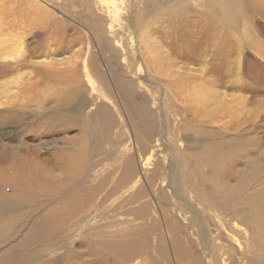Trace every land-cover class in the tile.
<instances>
[{
  "label": "rangeland",
  "instance_id": "obj_1",
  "mask_svg": "<svg viewBox=\"0 0 264 264\" xmlns=\"http://www.w3.org/2000/svg\"><path fill=\"white\" fill-rule=\"evenodd\" d=\"M221 2L0 0V165L35 159L68 197L9 212L0 174V264H121L123 241L127 264H264V0ZM77 149L70 185L56 156ZM84 187L88 217L51 233Z\"/></svg>",
  "mask_w": 264,
  "mask_h": 264
},
{
  "label": "bare ground",
  "instance_id": "obj_2",
  "mask_svg": "<svg viewBox=\"0 0 264 264\" xmlns=\"http://www.w3.org/2000/svg\"><path fill=\"white\" fill-rule=\"evenodd\" d=\"M230 4L233 5L232 4V0H229V1L228 0H226V1L224 0V2H221L219 4V6H222L224 11L227 12L228 9H229V5ZM25 7H26V5H25ZM38 10H39V8H38ZM13 12H15V11H13ZM222 19H223V17H222ZM224 22H225V20H224ZM231 23H230V25L232 26ZM217 55H219V52H218ZM55 78L56 77L51 78L50 76H47L46 80L51 82V80L52 79L55 80ZM82 155H83V152H80L77 149L76 151L73 150V152L70 153L71 158H68L67 155H65L63 153H59L56 156V163L60 167L61 175L65 176L67 178L68 183L70 185H74V183L76 181L77 182L78 181H84L86 183L88 182V180H86V178L84 176V172H80V169H79V168L83 169V167L79 164V161H82V158H81ZM4 157H8L9 158V163L7 165H5V166L4 165H0V174L1 175L2 174H7L8 172H6V171H12L11 172V174H12L11 179L13 181H15L19 185L18 187H16V192H15L14 195H12L11 201L8 200V201H6L7 202L6 204H3V206L7 205V209L9 210V212L10 211L16 212V209L19 208L18 206L20 205L21 201L29 202V203L32 202L34 204V205L32 204V206L41 207V206H44L42 204V202H47V200H50L53 197H62V196L67 197L66 194L63 195L61 193V187H60L61 181H59V178L54 177L50 173L48 174V172L46 173L44 166L41 165L40 162L35 161V159H30V158H29L30 159L29 160L28 157H25V156L16 155L12 150L10 152H6ZM77 158L79 160L78 162H77ZM27 160H28V162H30L29 164H27L28 162L26 163ZM76 164H78V165H76ZM103 185H102L101 188H103ZM71 191H74V189L71 190ZM75 191H76V194L79 191H82V192H81V194L79 196L80 198L79 197L78 198L74 197L73 203L76 204L75 208L77 210V212H76V214H74V216H72L70 213H67L69 204L68 203L65 204V201H64V200H66L65 197L62 198L64 203H62L63 205L60 208L54 206V207H52V209H50V211L47 214H44L42 216L43 220L45 222H47V224L49 223L48 225L50 227L49 230H50L51 233H54V232H56L58 230H64L66 228V226L69 224V221L76 219L75 217L76 216L78 217L79 215H81V213H83L85 218L88 217L87 216L88 213H89L88 210H86V209L83 210L84 208L82 209V206L84 205V207H85V205H89L90 206V205L93 204V194L97 190H96V188H93V189H91L89 191H86V189L84 187V188H82L80 190L76 189ZM75 191H74V193H75ZM103 193H105V192L103 191ZM94 196H96V195H94ZM107 198H109V196L105 197V199H107ZM61 201H57L56 203L58 204ZM36 203H37V205H35ZM77 206H78V209H77ZM7 209H6V211H7ZM6 211L4 212V214L6 213ZM8 215H9V213L6 214L7 218L4 219V216L0 213V226H4L7 230H8V227L13 225V223H14V221L12 220V218H14V217H11V216L8 217ZM256 220L261 225V227L264 228V225H263L264 224V210L262 211V213L258 214ZM45 229H46V227H44V231H45ZM1 232H2V230L0 229V233ZM5 232H4V234H7V231H5ZM45 232H47V231H45ZM23 241H24V239H23ZM102 241L104 242V240H102ZM35 242H36L35 244H37V243L41 244L43 242V238H38V240H36ZM108 246L112 247L115 250L117 249L118 254H117L116 260L119 261L121 264H127L128 261L129 262L132 261L137 256V254L140 252L139 249H137L135 247L134 243L126 242V241L119 242V243L112 244V245H108ZM18 247H19V245H18ZM21 249H23V248H21ZM37 253L39 254L41 252H37ZM14 255H15V253H14ZM26 255H27V252L24 253V254H21L20 255L21 257H17L15 259L13 258L14 260H11L12 264H26L27 262L29 263L30 261L36 259V258L33 257L34 253H33V255H30V256H26ZM41 256L43 257V256H45V254H42ZM41 256H38V257H41ZM44 263H45V261H44Z\"/></svg>",
  "mask_w": 264,
  "mask_h": 264
}]
</instances>
